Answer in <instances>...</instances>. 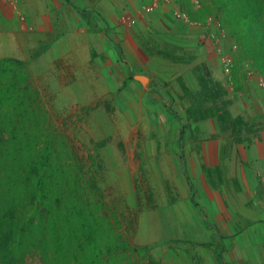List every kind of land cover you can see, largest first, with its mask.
<instances>
[{"label":"rangeland","instance_id":"obj_1","mask_svg":"<svg viewBox=\"0 0 264 264\" xmlns=\"http://www.w3.org/2000/svg\"><path fill=\"white\" fill-rule=\"evenodd\" d=\"M22 1L28 6L18 8L19 18L28 15L37 25L21 34L30 41L24 52L37 104L67 148L86 165L87 180L100 169L96 178L108 212L119 220L121 236L131 247H152L146 256L124 252L122 264H177V258L196 248L187 233L190 202L182 198L189 187L188 160L177 138L183 125L186 147L189 138L232 137L215 117L189 120L188 108L202 95L208 100L206 109L243 115L255 124L256 133L245 130L246 135L264 137V92L243 66L246 61L256 64L255 38L252 45L239 41L225 26L223 13L211 0H203L201 13L213 16L216 30L225 33L219 41L199 39L201 46L194 49H165L143 41L137 32L133 37L139 57L133 60L118 32L113 33L115 43L108 37L106 7H94L96 1ZM221 52L232 55L234 76L224 71ZM136 74L151 80L143 84ZM170 95L182 122L167 109ZM102 140L106 143L96 156L98 165H93L92 155ZM91 199L99 207L97 196ZM197 247L202 254L209 252L206 246Z\"/></svg>","mask_w":264,"mask_h":264},{"label":"trees","instance_id":"obj_2","mask_svg":"<svg viewBox=\"0 0 264 264\" xmlns=\"http://www.w3.org/2000/svg\"><path fill=\"white\" fill-rule=\"evenodd\" d=\"M211 1L234 37L249 45L255 38L253 66L264 74V0ZM204 8L203 1L200 10L190 6L189 11L192 17L204 19ZM27 66L24 58H0V264H122L123 253L129 250L140 256L152 254L151 245L131 247L121 236L119 220L108 212L96 178L100 169L96 167L87 180L86 165L67 148L37 104ZM173 100L170 95L167 109L182 122ZM207 103L205 95L192 103L189 120L215 117L221 130L237 142H243L245 130L256 133L255 124L243 115L217 107L208 110ZM184 134L183 125L181 148ZM105 143L97 142L93 165H98L96 156ZM188 181L192 200L200 207L194 197L196 185L190 176ZM165 188L172 193L170 183ZM92 195L97 196L99 207H94ZM217 258L225 264L220 250Z\"/></svg>","mask_w":264,"mask_h":264},{"label":"crops","instance_id":"obj_3","mask_svg":"<svg viewBox=\"0 0 264 264\" xmlns=\"http://www.w3.org/2000/svg\"><path fill=\"white\" fill-rule=\"evenodd\" d=\"M94 1V7H106L108 37L115 43L113 33L118 32L133 60L139 57L133 37L137 32L143 41L152 40L165 49L188 50L201 46L198 42L200 31L174 19L167 5L145 14L141 7L150 0ZM104 1L108 2L107 6L103 5ZM27 3L0 0V58L25 59L24 48L30 41L28 36L21 34L37 26L28 15L25 21L19 18L18 8L26 9ZM127 11L136 15L134 24L122 20ZM48 15L50 22V13ZM51 28V24L47 26L48 31ZM157 93L161 98L162 93ZM184 143L183 139L181 151L184 150L185 155L182 154L188 160V175L198 179L197 182L192 180L196 185L194 197L200 207L192 200L188 181L189 187L182 198L190 202L186 214L187 233L196 248L188 250L183 259L177 258V264H220L218 250L224 251L225 264H264V137L245 135L243 142H237L234 137L189 138L187 147ZM177 144L180 148L179 136ZM197 246H206L209 252L202 254Z\"/></svg>","mask_w":264,"mask_h":264},{"label":"built area","instance_id":"obj_4","mask_svg":"<svg viewBox=\"0 0 264 264\" xmlns=\"http://www.w3.org/2000/svg\"><path fill=\"white\" fill-rule=\"evenodd\" d=\"M162 5L169 7L170 14L174 19L198 29L200 31L199 39L206 43L210 41L217 42L220 34L225 35V33L216 30L213 16H206L204 19L192 17L189 7L200 10L203 6V0H150L141 7V12L151 14L156 12ZM136 18L135 14L128 11L122 16V20L129 24H134ZM220 62L224 71L231 76L234 67L232 55L221 52ZM243 66L248 77L255 79L264 92V75L258 72L250 61H246Z\"/></svg>","mask_w":264,"mask_h":264},{"label":"water","instance_id":"obj_5","mask_svg":"<svg viewBox=\"0 0 264 264\" xmlns=\"http://www.w3.org/2000/svg\"><path fill=\"white\" fill-rule=\"evenodd\" d=\"M135 77H136L137 79H139V80H140L142 83H144V84H145L147 81L150 80V77L147 76V75H144V74H136Z\"/></svg>","mask_w":264,"mask_h":264}]
</instances>
